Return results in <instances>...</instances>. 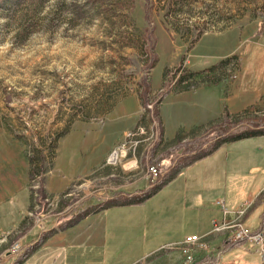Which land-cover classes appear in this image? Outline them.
<instances>
[{"label":"rangeland","instance_id":"1","mask_svg":"<svg viewBox=\"0 0 264 264\" xmlns=\"http://www.w3.org/2000/svg\"><path fill=\"white\" fill-rule=\"evenodd\" d=\"M262 53L264 0H0V125L22 140L0 127L2 168L11 170L19 184L29 180L30 151L35 159L41 152L47 159L44 167L51 168L52 142L69 130L48 184L60 180L71 185L52 196L46 192L49 173L29 180V189L12 201L23 197L30 202L19 232L45 226L78 206H108L119 193L139 187L148 189L140 199H147V208L138 204L125 208L127 212L117 206L108 209V264H130L158 242L168 243V234L196 229L199 219L202 223L209 213L222 209L216 205L222 200H227L228 209L236 208L253 194L252 204L243 208L255 201L258 205L244 226L256 232L264 221V136L224 145L170 168L178 152L193 148L221 122L192 127L171 92L187 84L194 91L202 84L235 82L244 58L242 78H261L263 61L257 60ZM228 55L236 58L227 62ZM156 57L158 63L150 70ZM204 69L201 74L191 72ZM189 73L190 80L177 81ZM168 89L172 91L163 98L160 115L159 101ZM209 93L211 98L219 94L217 88ZM206 94L203 90L199 98ZM132 96L141 98L145 107L137 114H113ZM239 106L221 103L218 114ZM248 111L246 120L264 119V106ZM103 128L109 131L105 145L128 130L117 163L103 162ZM182 130L188 133L175 149L176 141L171 140ZM89 133L98 146L84 156L96 153L93 160L101 165L82 174L87 166L75 169L71 150ZM159 164L158 177L148 178V168ZM20 210L17 207L18 214ZM119 222L130 223V230L113 241L111 229ZM37 235L31 234L25 246L34 245ZM21 236L7 237L9 254L14 245H22L14 243ZM22 250L20 254L27 248ZM38 259L34 254L22 264H36Z\"/></svg>","mask_w":264,"mask_h":264},{"label":"crops","instance_id":"2","mask_svg":"<svg viewBox=\"0 0 264 264\" xmlns=\"http://www.w3.org/2000/svg\"><path fill=\"white\" fill-rule=\"evenodd\" d=\"M252 50V49H251ZM251 52V51H250ZM249 52V53H250ZM261 52V51H260ZM260 58L257 60L258 62H262V66L264 67V53L259 55ZM233 56L228 55L224 59H230ZM256 57V56H255ZM257 62V63H258ZM246 59L242 60L240 71L235 82L226 83L224 81H218L215 83H207L202 84L194 91H173L171 92L172 95L175 96V102L181 103L182 107V114L186 115L187 121L191 123L192 127H199L202 128L209 124H214L218 120H222V116L224 115V111L220 112V104L221 103H235L236 105H240L238 108H231L229 112L231 114L242 113L246 110L251 109L252 107H262L264 106V88H261V85H264V70L261 78L254 77V78H242V73L245 70ZM256 63V65H258ZM214 66V65H213ZM208 69V68H207ZM200 71H191L193 73H203L205 70ZM258 69V68H257ZM191 70V69H190ZM248 79V80H247ZM157 86V85H156ZM217 88L219 94H217L216 98H211L208 95L209 92L212 93V89ZM219 88V89H218ZM211 89V90H210ZM204 90L207 94L204 98L200 99V93ZM170 94V95H171ZM224 94V97H223ZM252 95L254 98L251 99L249 96ZM191 96L192 98L188 97ZM249 97V98H248ZM250 100H248V99ZM164 103L162 101L160 105V115H161V107ZM219 104V105H218ZM217 105V108H216ZM231 105V104H230ZM141 101L139 97L132 96L122 100L116 107L113 112L119 113L121 117L126 115L137 114L141 110ZM218 114V115H217ZM162 119V116H161ZM163 121V119H162ZM164 126V138L166 139V127ZM6 132L10 135L15 136L10 130L1 126ZM179 132V131H178ZM182 134L188 133L186 130L180 131ZM179 134V133H178ZM128 130L125 128L122 131L121 137L116 140L113 144L105 145V142L108 141L109 131L107 128H103V162L108 161L109 158L115 151H118L119 145L122 143V139L125 137L127 138ZM68 136V135H67ZM67 136H63L58 142L56 156L53 163V168L49 172V175L46 176V192L48 195L56 196L60 193L64 192L68 189V185L63 183L64 181H56L50 186L48 184V178L53 174V170L57 165L58 159L61 156V144L62 140H64ZM260 137V136H257ZM252 138V137H250ZM249 139V138H245ZM242 139V140H245ZM176 140V137L171 141ZM241 141V140H239ZM237 142V141H234ZM97 141L92 139L91 134L85 135L82 138H79L77 142L74 143L72 147V165L76 168H81V166H87V169H83L81 172L87 173L92 168H95L101 163L99 160H93L94 154H89L88 157L85 158L84 154L87 152H94L96 151L95 148L98 146L96 144ZM233 142H228L220 145L217 149L224 145L231 144ZM216 149V150H217ZM214 150V151H216ZM213 151V152H214ZM212 152V153H213ZM70 153V154H71ZM28 167L30 169L29 160ZM4 164L2 163V157L0 158V264H9L11 261H20L18 264H22L26 259L30 256L36 254L39 256L38 261L36 264H94L96 261L100 264H108L106 261L108 260L109 251V220L106 218V214L110 211L109 208L113 206H117L119 208H123L124 212H127L125 208L135 209L138 204L142 208L146 207L148 203L146 200H138V199H131V197H138L145 198L144 194L148 193V189H142V187L137 188L134 191H124L116 195L115 197L120 198L119 202L109 201L108 206L103 207H96L88 209H82L78 206L77 209H73L76 212L80 211H88V214L84 215L76 224L71 227L64 228L62 230H57L51 236H48L43 240L36 250L32 252L28 258L20 259V255H10L9 250L11 246L6 247L5 243H7V237L12 236L13 234L22 235L20 238H15L14 243L18 242L21 243L22 241V248L26 247L27 249L30 246H25L28 237L36 233L37 236H40L39 242L45 232L52 229L53 227H57L58 218L51 221L49 224L45 226H33L29 230H26V233L19 232L22 222L24 221L26 214H29L27 206L30 204L27 201V198H20L14 202L15 199L21 191H24L26 188L29 189V180H23L20 184L19 182L15 181L12 176V171L2 168ZM258 168H261L258 166ZM75 175V174H72ZM72 183V182H71ZM262 191L264 194V183L262 185ZM253 194L248 197L247 200L240 202L236 208L233 206L227 210L229 212H238L241 210H246L245 220L253 214L256 210L258 205L257 201L253 203V205L249 209L243 208L247 203L250 206L253 202ZM260 198V197H259ZM105 199V198H104ZM104 199L100 200L101 202ZM108 199V197L106 198ZM110 199V198H109ZM108 199V200H109ZM30 200H31V193H30ZM107 200V201H108ZM97 201L96 205L99 204ZM223 201V200H222ZM227 201V200H226ZM224 201L226 206L227 202ZM12 203L11 207L4 208L5 204ZM217 206L218 203L216 204ZM17 207H21L19 214L17 213ZM147 208V207H146ZM70 212V211H69ZM264 213V212H263ZM16 214V215H14ZM123 214V213H122ZM125 214V213H124ZM64 215V214H63ZM62 216V215H61ZM147 217H143V221H146ZM224 219V214L222 213V209H218L213 211L212 213L208 214V217L201 223V219L197 221V228L194 230H186L179 229L178 233L168 234L166 241L158 242L153 248L146 252L143 256L135 260L130 264H182L183 262V255L181 250L179 249H172L167 250L163 249L165 246L170 244L181 243L184 239L188 236H201L204 237L205 242L208 244V250H195V263L194 264H261V257L257 250V248L253 245L247 244L245 242L236 243L231 245H226V238L227 235H220V236H212L211 232L214 228V224L216 222H222ZM141 221V218H140ZM145 223V222H144ZM147 224V223H145ZM132 226H136L132 224ZM131 226V227H132ZM130 223H115L114 228L111 229V234L113 235V241L117 240V237L120 233L123 232L124 229L130 230ZM257 229V228H256ZM264 230V221H262L261 228L255 231H262ZM115 236V237H114ZM4 237V238H3ZM6 237V238H5ZM36 242V243H37ZM35 243V244H36ZM5 246V247H4ZM32 246V245H31ZM23 251V250H22ZM112 251V250H111ZM112 251L113 256H116V252ZM20 259V260H18Z\"/></svg>","mask_w":264,"mask_h":264},{"label":"trees","instance_id":"3","mask_svg":"<svg viewBox=\"0 0 264 264\" xmlns=\"http://www.w3.org/2000/svg\"><path fill=\"white\" fill-rule=\"evenodd\" d=\"M235 58L236 56L228 59L227 62H230ZM157 63H158V57H156L152 61L149 69L153 70L156 67ZM191 78L192 76H190V73H189V75L187 74L182 75L181 77H179L177 81L179 83H184L187 80H190ZM190 89H191V85L187 84V85H184V87H181L180 89L175 90V91H190ZM171 91L172 89L171 90L168 89L164 92L162 98L159 101V105H161L163 98ZM140 101H141V106L145 107L141 98H140ZM250 116H251V113H249L248 110L242 113L231 114L227 110V108H225L224 115L222 116V120L219 123V125L218 124L212 125L210 128L211 130L210 132H208L207 136L197 141L196 144L193 146V148H185V149L183 148V151L178 152L180 153L179 156L171 159V162L169 165L170 168H175L179 166L182 162L187 161L188 159L194 160L203 154L211 153L224 143L239 141V140L250 138V137L264 136V119L255 118V119L246 120ZM68 132L69 130H66L63 133L59 134L55 138V141L52 142L53 145H52L51 155L53 156V160L55 159V156H56V150H57V146H58V142L60 138L68 134ZM162 134H164V128L162 129ZM182 135H183L182 133H179L177 135L176 140H175L176 145L173 148L176 149L177 147L180 146ZM15 137L21 140V138H19L17 135ZM28 153H29V165H30V169H29L30 180L35 179L37 176L44 177L52 170L53 166L51 168L44 167V164L46 163L47 159L46 157L41 155V152H38L39 154H38L37 159L31 156V151ZM132 198L138 199V200L141 199L138 197H131V199ZM117 199H118L117 197H114L112 198V201L114 202ZM86 214H88V211H80V212L75 213V211L72 210L71 212L65 215H62V216L60 215V218H58L57 227H53L52 229L45 232V234L43 235V237L41 238L39 242L30 246L25 251L24 254H21L20 259H26L32 252L36 250L38 245L43 240H45V238H47L48 236H51L57 230H62L64 228L73 226ZM19 262L20 261H17L15 264H18Z\"/></svg>","mask_w":264,"mask_h":264},{"label":"built area","instance_id":"4","mask_svg":"<svg viewBox=\"0 0 264 264\" xmlns=\"http://www.w3.org/2000/svg\"><path fill=\"white\" fill-rule=\"evenodd\" d=\"M121 151H115L109 159L111 163H117L120 159ZM161 165H151L148 168V178L156 179L160 173ZM223 209L224 219L222 222H216L211 232L212 236L227 235L226 245L245 242L257 248L261 264H264V230L252 232L244 226L246 210L238 212H229L223 201L218 202ZM163 249H179L184 257L182 264H194L195 250H208L209 246L204 237L188 236L181 243L170 244ZM22 251V246L16 244L11 248V255H18Z\"/></svg>","mask_w":264,"mask_h":264}]
</instances>
